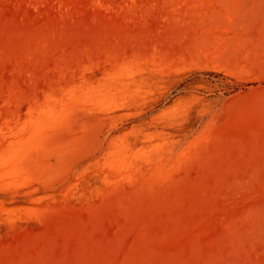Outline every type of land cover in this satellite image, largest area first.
I'll use <instances>...</instances> for the list:
<instances>
[{
  "label": "rangeland",
  "instance_id": "1",
  "mask_svg": "<svg viewBox=\"0 0 264 264\" xmlns=\"http://www.w3.org/2000/svg\"><path fill=\"white\" fill-rule=\"evenodd\" d=\"M0 264H264V0H0Z\"/></svg>",
  "mask_w": 264,
  "mask_h": 264
}]
</instances>
